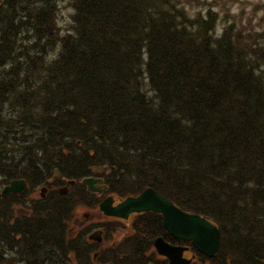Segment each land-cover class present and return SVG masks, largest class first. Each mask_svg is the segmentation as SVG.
<instances>
[{"label":"trees","instance_id":"1","mask_svg":"<svg viewBox=\"0 0 264 264\" xmlns=\"http://www.w3.org/2000/svg\"><path fill=\"white\" fill-rule=\"evenodd\" d=\"M72 5L62 31L57 0H0V264H151L155 237L189 245L154 212L112 249L69 235L78 196L148 186L218 226L200 264H264V43L216 35L182 1ZM15 178L48 191L1 194Z\"/></svg>","mask_w":264,"mask_h":264},{"label":"rangeland","instance_id":"2","mask_svg":"<svg viewBox=\"0 0 264 264\" xmlns=\"http://www.w3.org/2000/svg\"><path fill=\"white\" fill-rule=\"evenodd\" d=\"M182 1L186 10L191 13L204 14L211 12L215 17L214 31L216 35L225 32H230L233 37H236L233 32H238L242 36L243 43L247 44L252 39L254 42L264 43V0H176ZM73 0H57L58 11L57 21L59 28L62 31L70 29L72 22V14L74 11ZM255 40V41H254ZM40 186H35L30 196L32 198L38 197L40 193ZM79 197V196H78ZM78 197L74 200V205L70 206L69 219L71 220V213L73 211V218L69 221L70 229L75 227L78 230L75 237L78 239V246L81 248L83 238L87 239V234H97L98 230H105L108 232L107 237L101 245L107 248H114L121 243L124 236L131 233V224L135 216H129L123 223L118 221H108L113 218L103 215L97 209H92L85 206L86 198L80 199ZM96 206V205H95ZM130 227V229H128ZM115 228V229H113ZM94 245V244H90ZM96 245H94L95 247ZM93 254L89 253L90 257ZM71 258L75 256L72 252ZM79 256V255H78ZM81 264H87L80 256ZM73 260H76L73 258ZM197 260V259H196ZM95 264V263H92ZM152 264V263H151Z\"/></svg>","mask_w":264,"mask_h":264},{"label":"water","instance_id":"3","mask_svg":"<svg viewBox=\"0 0 264 264\" xmlns=\"http://www.w3.org/2000/svg\"><path fill=\"white\" fill-rule=\"evenodd\" d=\"M82 183L87 186L88 192H97L104 188V185L101 184L102 178L98 177H84ZM26 186L24 179H14L4 186L1 192L2 194L19 193ZM41 194H44V188H42ZM98 207L106 215L121 218H127L132 212L153 211L159 213L162 217L163 227L170 235L177 239L190 241L193 247L206 256L214 255L218 249L220 232L215 224L205 216L180 209L152 187L144 188L135 196H127L116 205H113L112 196L108 195L99 202ZM153 245L158 254L167 258L166 264L190 263V259L182 255L188 246L171 244L161 236L154 239Z\"/></svg>","mask_w":264,"mask_h":264},{"label":"flooded vegetation","instance_id":"4","mask_svg":"<svg viewBox=\"0 0 264 264\" xmlns=\"http://www.w3.org/2000/svg\"><path fill=\"white\" fill-rule=\"evenodd\" d=\"M15 179H17V178H15ZM20 179V178H19ZM21 179H24V178H21ZM25 180V179H24ZM25 182H26V180H25ZM26 184H27V182H26ZM43 185H45V184H43ZM38 186H42L41 184H39ZM44 188H45V193H46V191H48V187H47V185H45L44 186ZM41 189V188H40ZM28 190V184H27V186H26V188L23 190V191H21L20 193H13V194H17V195H20V194H22V193H27L26 195L28 196V197H30L32 200L33 199H38L39 197H40V193H39V196L38 197H35V198H32L31 196H30V194L32 193V190L33 189H31V190H29V191H27ZM67 190V189H66ZM57 191L59 192V187L57 188ZM106 195H112V198H113V205H116L120 200H121V196H117L116 194H114V193H106L104 196H106ZM45 196V195H44ZM44 196H41V197H44ZM103 196V197H104ZM103 197L100 199H98L97 200V204H96V206L94 205V204H92V201H90V200H88V201H86V202H84V204H85V206L87 205V206H89L90 208H92V209H97L98 208V203L103 199ZM19 206V205H18ZM16 210V209H15ZM17 211V210H16ZM74 211V210H73ZM73 211H72V213H71V220H72V218H73ZM141 213H143V212H133V213H130L129 214V216H135V218H136V216L137 215H139V214H141ZM102 214L104 215V213L102 212ZM128 216V217H129ZM109 217H111V218H113L112 220H108V221H118V222H120V223H123V221L124 220H126V219H124V218H121V217H116V216H109ZM70 219H69V221H71ZM128 229H130V227H128ZM131 231V230H130ZM77 232H78V230H75V227L74 228H72V229H70V227H69V235H71V236H75L76 234H77ZM103 232H104V234H105V230H102V240L98 237V233L95 235V234H89V232H88V234H87V239L86 240H91L92 242L94 241V242H97V243H100V244H102V242L104 241V237H103ZM127 235H131V233L130 234H127ZM162 237V236H161ZM93 238V239H92ZM94 239H96V240H94ZM98 239V240H97ZM155 239V238H154ZM154 239L152 240V245H151V249H150V252L149 253H151L152 252V264H166L167 263V258L164 256V255H161V254H158L157 252H156V250H155V247H154V245H153V241H154ZM164 239V238H163ZM165 240V239H164ZM166 241H168V240H166ZM169 242V241H168ZM169 243H171V242H169ZM173 244V243H172ZM189 246V248L187 249V250H185V251H183V256L185 257V258H191V261H190V263H188V264H200L201 262L200 261H197V260H194V259H197V254H196V252L191 248V246L190 245H188ZM105 246H103V245H101V247H100V249L99 250H102L103 248H104ZM98 257V255H95V257ZM94 257V258H95ZM205 264H210L209 262H204Z\"/></svg>","mask_w":264,"mask_h":264}]
</instances>
